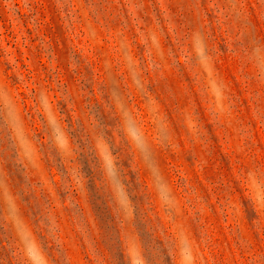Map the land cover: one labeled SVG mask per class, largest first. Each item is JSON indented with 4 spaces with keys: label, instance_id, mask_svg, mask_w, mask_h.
<instances>
[{
    "label": "rangeland",
    "instance_id": "rangeland-1",
    "mask_svg": "<svg viewBox=\"0 0 264 264\" xmlns=\"http://www.w3.org/2000/svg\"><path fill=\"white\" fill-rule=\"evenodd\" d=\"M0 264H264V0H0Z\"/></svg>",
    "mask_w": 264,
    "mask_h": 264
}]
</instances>
